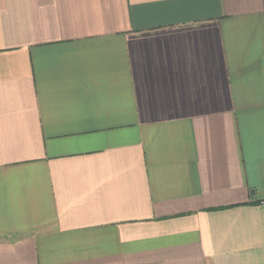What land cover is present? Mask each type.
<instances>
[{
  "label": "crops",
  "instance_id": "obj_1",
  "mask_svg": "<svg viewBox=\"0 0 264 264\" xmlns=\"http://www.w3.org/2000/svg\"><path fill=\"white\" fill-rule=\"evenodd\" d=\"M0 264H264V0H0Z\"/></svg>",
  "mask_w": 264,
  "mask_h": 264
}]
</instances>
